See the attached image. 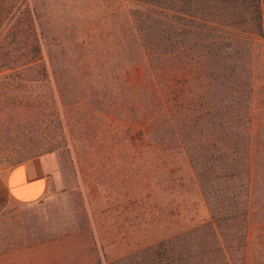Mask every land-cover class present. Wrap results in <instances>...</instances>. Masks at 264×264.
I'll return each instance as SVG.
<instances>
[{
  "label": "rangeland",
  "instance_id": "374dc122",
  "mask_svg": "<svg viewBox=\"0 0 264 264\" xmlns=\"http://www.w3.org/2000/svg\"><path fill=\"white\" fill-rule=\"evenodd\" d=\"M29 3L45 77H0V264H147L177 228L188 264H264V148L252 156L245 220L208 210L195 193L175 209L166 190L154 133L162 76L146 51L158 38L157 12L134 0ZM245 58L238 83L245 88L248 76L252 89L240 112L250 102L252 142L264 143V46ZM42 159L56 174L46 195L11 201L9 171Z\"/></svg>",
  "mask_w": 264,
  "mask_h": 264
},
{
  "label": "trees",
  "instance_id": "16d2710c",
  "mask_svg": "<svg viewBox=\"0 0 264 264\" xmlns=\"http://www.w3.org/2000/svg\"><path fill=\"white\" fill-rule=\"evenodd\" d=\"M134 1L158 14L153 20L158 38L146 51L157 56L154 70L162 76L154 133L162 170L170 177L164 189L175 209L183 193H195L208 210L241 211L245 220L252 156L264 143L252 142L250 102L240 112L252 85L247 76L240 88L238 79L246 53L264 46V0ZM39 26L29 0H0V77L17 82L45 77ZM165 76L173 81L163 82ZM180 232L162 237L147 253V264H177V259L188 264Z\"/></svg>",
  "mask_w": 264,
  "mask_h": 264
},
{
  "label": "crops",
  "instance_id": "0c3cea01",
  "mask_svg": "<svg viewBox=\"0 0 264 264\" xmlns=\"http://www.w3.org/2000/svg\"><path fill=\"white\" fill-rule=\"evenodd\" d=\"M55 176L53 166L46 160L27 161L10 170L4 184L11 201L32 203L46 195Z\"/></svg>",
  "mask_w": 264,
  "mask_h": 264
}]
</instances>
